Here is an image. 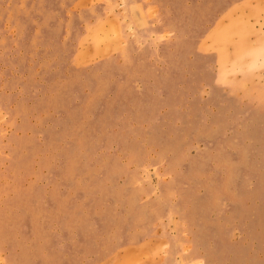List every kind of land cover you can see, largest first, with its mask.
<instances>
[{"label":"rangeland","instance_id":"rangeland-1","mask_svg":"<svg viewBox=\"0 0 264 264\" xmlns=\"http://www.w3.org/2000/svg\"><path fill=\"white\" fill-rule=\"evenodd\" d=\"M0 264H264V0H0Z\"/></svg>","mask_w":264,"mask_h":264}]
</instances>
